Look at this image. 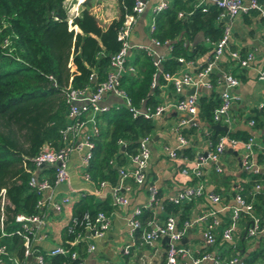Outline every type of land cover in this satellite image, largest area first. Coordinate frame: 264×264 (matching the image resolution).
I'll list each match as a JSON object with an SVG mask.
<instances>
[{"label": "trees", "instance_id": "obj_1", "mask_svg": "<svg viewBox=\"0 0 264 264\" xmlns=\"http://www.w3.org/2000/svg\"><path fill=\"white\" fill-rule=\"evenodd\" d=\"M65 1L0 0V189L5 190L7 200L3 208L6 232L19 226L13 220L15 214L32 215L37 212L35 203L38 193L26 184L33 169L31 158L45 143L50 142L54 148L62 145L58 130L65 123L67 107L62 91L67 86L83 88L89 83L91 73L95 82L105 78L109 56L120 48L117 30L134 3V0H116V17L105 20L98 15L99 3L86 0L68 23ZM178 12L183 13L181 17L177 16ZM216 15L215 7L209 6L206 11L192 9L189 0H167L164 9L153 13L150 36L160 44L169 41L170 50L168 57L160 62L158 73L144 50H129L125 64L133 71L120 77L119 88L129 97L132 106L153 110L159 104L156 95L159 85L165 81L163 74L170 73L178 65L177 57L193 61L211 52L212 44L223 34V27L215 22ZM68 24L78 31L69 29ZM71 66L74 68L72 71ZM153 79L156 85L151 87ZM219 104L218 94L212 91L208 96L197 98V118L209 126L208 138L211 142L224 134L210 129L214 124L213 111ZM97 119L99 131L93 140L94 147L86 172L95 185L103 180L115 185L116 167L125 163L127 155L136 152L138 137L151 134L155 128L154 120L142 116L133 118L123 106L111 107L100 113ZM246 119L254 120V130H263L264 106L252 108ZM195 132V127H190L182 133L188 135ZM227 135L240 140L249 137L247 131L238 129L230 130ZM261 138L264 139L263 135ZM118 140L124 141L123 147L117 143ZM182 153L191 158L188 149H183ZM257 161L263 164V171L240 172L242 181L239 186L247 201L251 200L252 214L261 226L264 224L262 154H258ZM45 172L53 177L51 168L45 169ZM228 177L231 176L224 175L222 178L226 180ZM254 181L259 182L261 188L251 196L248 186ZM189 201L161 202L163 213L176 217L177 228L188 220ZM97 210L106 214L111 210L108 198L95 201L87 195L73 207L72 214L83 211L93 214ZM151 217V210H143L141 224L144 225ZM66 238L70 237L65 235L64 240ZM3 241L9 246L17 243L15 236ZM246 244H249L247 249ZM241 247L244 248L242 253L239 252ZM237 255L244 264H264V232L254 237L240 235L236 246L229 244L228 249L218 257ZM64 260L58 255L45 257V264H62Z\"/></svg>", "mask_w": 264, "mask_h": 264}, {"label": "built area", "instance_id": "obj_2", "mask_svg": "<svg viewBox=\"0 0 264 264\" xmlns=\"http://www.w3.org/2000/svg\"><path fill=\"white\" fill-rule=\"evenodd\" d=\"M86 0H72L70 4V12L68 14V22L78 13L79 6ZM192 9L199 8L201 11H206L209 6L217 9L215 22L223 27V34L221 38L212 44V50L206 59V63L195 73H182L180 75H172L168 72L163 74L164 79L169 81L175 93H179L182 88L191 87L193 93L187 96L176 98L173 101L157 104L153 110L147 108L136 109L132 106L129 97L119 88L120 77L126 72H132L133 68L125 64L126 57L131 48H138L144 50L151 58L152 64L159 69L160 62L163 57L159 55L151 47L133 46L129 44L128 37L130 30L136 19L143 12L145 7L149 4V0H134L131 7V12L125 14L121 24L117 30V39L120 41V48L109 56L108 70L105 78L100 82H95V76L91 73L88 77L89 83L83 88L74 89L67 86L62 91V97L66 104L65 123L58 130L61 147L54 148L52 144L45 143L40 151L31 158L33 169L30 171V176L27 180V186L38 193L36 200L37 212L32 215L17 213L13 220L19 226L10 231L4 230V205L7 203L5 198V190L0 189V264H45V257L62 256L65 260L62 264H84L79 257L76 247L81 243L86 244V250L91 251L94 248L91 240L100 237L103 232L109 228L108 214L101 210H97L93 214L88 211H83L80 214H70L65 225L66 238L62 243L54 245L48 250L42 251L38 248V243L45 238V227L47 224L46 207H50L54 211H59L63 204L68 203L69 198L66 195L60 196L58 200L53 199V192L56 186L67 182L69 173L67 170V162L69 156L74 152H79V163L76 168L80 173V177L93 184L89 175L86 172L88 162L92 156V149L94 147L93 140L98 134L97 116L107 111L109 108H117L123 106L131 114V117L142 116L145 119H156L163 111L169 108H174L179 112L186 113L187 117L181 118L177 121L173 131L176 135V145L174 147L163 146L165 155L169 159H181L183 166L179 168V174L183 176H191L192 183L186 185L176 194L168 197V201L172 203H180L205 195L212 204H220V195L213 191H205L200 177L202 175V168L206 164L212 166L216 173H222L223 169L220 165L219 159L225 149L234 150L238 152V163L240 172L244 173H259L263 171V164L257 161L258 154L264 157V129L254 130V120L246 119V126L250 129L248 131L249 137L246 140H240L227 135L233 118L230 114L231 104L237 100L236 96L230 91L239 84V79L229 72H221L217 82L221 83V90L219 92L220 104L213 111V122L227 127V132L218 136L214 142L208 138V128L203 129V138L205 142V149L198 153L196 152L192 158H188L182 153V149L188 143L186 137L181 133L183 127H197L194 120L197 112V98L196 89L199 87L211 88L212 82L209 78L212 67L219 57L223 54L228 37V27L223 24V21H231L240 14L254 12L261 23L263 30L264 41V1L260 0H189ZM167 0H157L152 6V13L158 12L166 7ZM182 12H178L177 16L181 17ZM153 29V18L150 19L149 31ZM153 46L161 45L158 41L152 39ZM162 44L170 46L169 41ZM228 58L234 62L239 68H254L256 72L257 81L264 84V68H259L254 65V53L247 51L243 54L236 50L228 52ZM181 61V58H177ZM54 85V83H53ZM155 82L152 80L151 87H154ZM112 95L117 97L120 101L117 104H108L105 102L107 96ZM264 106V92L261 95L260 101L256 108ZM151 140L150 134H144L137 139V149L134 154L126 156L125 163L117 169L118 183L111 185L108 181L103 180L98 184L90 187V193L94 197L104 196L102 188H108V194L111 198V205L123 206L127 204L126 196L119 194L120 182L126 176H130L136 185L146 184L147 202L142 206H136L131 214L126 217V226L132 232H138L139 244L150 245L152 242L160 237H167L166 248L162 264H175L178 257L187 258L190 264H244L240 256H231L229 258H219L213 253L204 252L200 254H193L191 250L180 241L185 232V226L177 228L176 217L171 214H164L162 219L154 218V216L141 224L140 215L143 210L151 209L153 214L156 207L162 210L159 198L157 197V188L154 184L147 180L145 170L148 165L150 157L149 142ZM118 144L124 146V141L118 140ZM187 163H190L189 166ZM187 165V166H186ZM51 168L53 177L50 176L45 169ZM248 194L254 195L261 188L259 182L254 181L248 186ZM46 192L45 196H41ZM228 209L229 217L225 226L219 231V238L221 240L230 241L232 239L233 231L236 224L241 217L247 216V226L245 228V235L254 237L264 232V224L258 225L256 218L252 214L251 200L247 201L245 195H242L241 188L238 187L232 194L231 201L228 205L221 206V209ZM208 214H214V211ZM205 215L199 216L198 220H205ZM216 226L217 220L213 217L206 221L202 228V238L204 243L213 246L216 242ZM131 232V233H132ZM15 236L17 243L11 244L4 242V238ZM88 240V241H87ZM128 246L122 250L124 254L127 253ZM72 260H77L73 263Z\"/></svg>", "mask_w": 264, "mask_h": 264}, {"label": "crops", "instance_id": "obj_3", "mask_svg": "<svg viewBox=\"0 0 264 264\" xmlns=\"http://www.w3.org/2000/svg\"><path fill=\"white\" fill-rule=\"evenodd\" d=\"M90 1L99 3L97 4L98 15L102 16L105 20L116 17V0ZM156 1L157 0H149V4L136 19L130 30L128 42L133 46L151 47L164 59L168 57L170 46H166L165 44L153 46L149 31L150 19L153 15L152 6ZM223 24L228 27V37L223 54L211 69L209 75L212 82L211 88L199 87L196 89V93L198 97L208 96L211 91L219 95L221 83L217 82V79L220 80L219 77L221 72H229L237 77L239 79L238 86L230 90L236 96L237 100L230 106L229 111L233 118V122L229 131L238 129L248 132L250 129L246 126L245 120L250 110L255 108L260 101L261 95L264 92V84L257 81L254 68H239L228 58V52L236 50L243 54L247 51H252L254 53V65L259 68H264L263 30L260 20L254 12L240 14L231 21L224 20ZM74 31L77 32L78 29L75 27ZM209 54L210 53L207 52L200 55L193 61H185L182 60L181 57H177L181 58V61L177 59L178 65L169 74L180 75L182 73H195L206 63ZM73 69L74 68L71 66L70 70L72 71ZM158 72H160V69L157 70V73ZM190 89L191 87H185L182 88L179 93H175L169 81L165 79L163 84L158 87L156 98L159 100V103L173 101L176 98L189 95L188 92ZM119 101L117 97L112 95L107 96L105 99V102L110 105L117 104ZM184 117H187L184 112H179L172 107L166 109L161 115L154 119L155 128L150 134V157L145 173L147 180L157 188V197L159 198L161 208V202L168 201V197L176 194L183 187L192 183L193 178L191 176L179 174V168L184 165L183 161L181 159L167 158L163 150V146L171 148L176 145V135L173 128L177 121ZM194 120L197 124V127H195L196 132L194 134H184L188 143L183 149H188L190 151L191 158L196 152L201 153L206 148L202 130L209 127L206 123L197 118V112ZM188 128L190 127L185 126L181 128V133ZM237 151L225 149L221 154L219 162L223 169L222 173H216L209 164H206L202 168L203 172L200 180L205 187V191L209 190L216 192L220 195L221 199L220 204H212L205 195H202L189 201L188 220L184 221L182 224V226H186L180 244L189 248L195 255L210 252L216 256H220L228 249L229 244L236 246L240 239V235L245 236L243 233L245 232L248 220L245 217H241L236 224L230 241L221 240L219 238V231L225 226L229 217L228 209H221V206L230 203L232 194L240 187L239 184L242 181V178L239 176L240 169ZM79 157V152H74L69 156L67 162V170L69 173L68 180L56 186L53 192V199L55 201L58 200L60 196L66 195L69 198L68 203L63 204L59 211H54L50 207L45 208L47 214V224L45 227L46 236L38 243V248L42 251L48 250L52 246L58 245L64 241V225L73 212V207L85 196H92L90 187L95 184L93 183V185L84 181L80 177V173L77 172V170H79L76 168L79 163ZM189 164L190 163H187L188 166ZM224 175H230L231 177L223 180L222 177ZM117 183L118 176L115 184L117 185ZM146 184L136 185L130 176L124 177L120 182L119 194L126 196L128 202L123 206L111 205V198L107 193V187L101 190L102 193H105L104 196L98 198L92 196L95 201H103L108 198V203L111 206V210L107 213L109 228L103 232L100 237L91 240V243L94 245L93 250H86V242L78 245L77 252L84 264H162L167 240L164 237H160L154 240L150 245L139 244L137 239L138 232L130 231L124 220L131 214L136 206L146 204ZM45 195L46 192L41 196ZM189 202H186V204ZM162 210L156 207V209L153 210L155 212H153L152 217L154 216V218L162 219L164 216ZM211 211H214V214H208ZM205 213L207 214L205 220L196 221L199 216L202 214L205 215ZM213 217L217 220V226L215 228L217 241L213 246H209L204 243L202 238V228L204 223L211 220ZM248 245L249 244H246L245 249L248 248ZM125 246H128L126 254L122 252ZM243 249L244 248L241 247L239 252L242 253ZM175 264H190V262L187 258L178 257ZM206 264L210 263L208 262Z\"/></svg>", "mask_w": 264, "mask_h": 264}, {"label": "water", "instance_id": "obj_4", "mask_svg": "<svg viewBox=\"0 0 264 264\" xmlns=\"http://www.w3.org/2000/svg\"><path fill=\"white\" fill-rule=\"evenodd\" d=\"M68 28L69 29H75L74 26H69L68 25ZM193 93V88H191L188 92V94H192ZM211 129L215 130V131H222L224 133H226L228 130H227V127L226 126H223V125H220L219 123H215L213 125L210 126ZM243 235H245V232L243 233ZM166 240H167V237H164Z\"/></svg>", "mask_w": 264, "mask_h": 264}, {"label": "rangeland", "instance_id": "obj_5", "mask_svg": "<svg viewBox=\"0 0 264 264\" xmlns=\"http://www.w3.org/2000/svg\"><path fill=\"white\" fill-rule=\"evenodd\" d=\"M72 0H66L65 1V6H66V9H67V13L69 14L70 12V4H71ZM68 22V21H67ZM69 23V22H68ZM69 26H71L70 24H68Z\"/></svg>", "mask_w": 264, "mask_h": 264}]
</instances>
